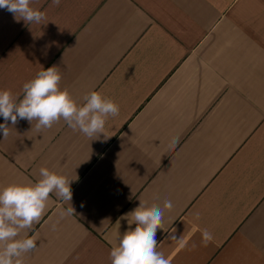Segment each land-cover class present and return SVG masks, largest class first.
Wrapping results in <instances>:
<instances>
[{
	"label": "crops",
	"instance_id": "0c3cea01",
	"mask_svg": "<svg viewBox=\"0 0 264 264\" xmlns=\"http://www.w3.org/2000/svg\"><path fill=\"white\" fill-rule=\"evenodd\" d=\"M33 7L46 12L39 25L0 9V89L22 98L55 64L77 102L100 91L120 111L91 139L63 119L40 130L18 119L0 133V189L38 181L41 167L72 180L71 204L50 194L40 222L21 230L37 238L23 264H111L136 227L128 214L165 200L156 239L170 264H264V0Z\"/></svg>",
	"mask_w": 264,
	"mask_h": 264
},
{
	"label": "clouds",
	"instance_id": "9594fccd",
	"mask_svg": "<svg viewBox=\"0 0 264 264\" xmlns=\"http://www.w3.org/2000/svg\"><path fill=\"white\" fill-rule=\"evenodd\" d=\"M36 0H0V9H5L25 24H41L46 12L33 7ZM61 0H52L58 6ZM61 72L58 65L42 67L34 78L22 86L23 96L10 89H0V133L9 135L8 122L16 125L18 119L32 123L37 121V130L51 128L63 119L74 131L88 138L104 134L109 117L119 115L120 106L100 91H92L77 102L67 88L61 89ZM71 182L65 175L40 168L36 182L10 183L0 189V264H23L22 256L37 247L36 236L18 239L21 230H31L44 216L50 194L55 193L64 202H71ZM71 204V203H70ZM172 202L165 200L163 209L140 203L128 215L134 217V229L127 230L119 243L110 251L111 264H170L163 252L158 250L157 230L161 229L164 209L170 210ZM74 213L73 207L66 210ZM199 219V213L195 214ZM202 244L207 246L214 235L207 228L201 229ZM176 238V237H172Z\"/></svg>",
	"mask_w": 264,
	"mask_h": 264
}]
</instances>
